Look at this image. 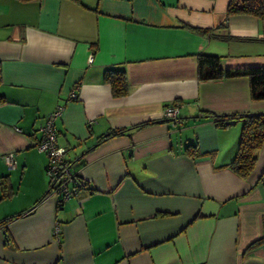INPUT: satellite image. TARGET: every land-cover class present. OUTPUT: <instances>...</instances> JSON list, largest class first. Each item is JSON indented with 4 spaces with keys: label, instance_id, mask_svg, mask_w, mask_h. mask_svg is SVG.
<instances>
[{
    "label": "crops",
    "instance_id": "1",
    "mask_svg": "<svg viewBox=\"0 0 264 264\" xmlns=\"http://www.w3.org/2000/svg\"><path fill=\"white\" fill-rule=\"evenodd\" d=\"M229 3L0 0V264H264V144L242 179L228 168L242 124L211 118L264 114V101L246 78L198 77L204 54L264 67V22L228 17ZM106 71L125 72L126 96ZM60 108L78 191L62 203L37 149Z\"/></svg>",
    "mask_w": 264,
    "mask_h": 264
},
{
    "label": "trees",
    "instance_id": "2",
    "mask_svg": "<svg viewBox=\"0 0 264 264\" xmlns=\"http://www.w3.org/2000/svg\"><path fill=\"white\" fill-rule=\"evenodd\" d=\"M30 1V0H24ZM250 16L264 22V0H230L227 16ZM228 40H231L228 38ZM198 77L201 81L231 80L246 78L250 82V94L253 101H264V67L223 68L222 58L212 55H200L198 59ZM104 81L110 85L113 96L121 98L128 94V82L124 71H106ZM217 127L224 128L228 120L234 119L242 124V134L235 159L228 168L242 179H247L254 171L257 153L264 144V114H241L237 116H211ZM123 133V130L112 131L106 139ZM198 144L186 147L189 156L198 154ZM77 178V177H76ZM79 187L85 184L81 180ZM6 185L3 183L4 193ZM5 196V195H4ZM62 203V202H61ZM59 203V204H61ZM7 222L0 223V229ZM5 230V229H4Z\"/></svg>",
    "mask_w": 264,
    "mask_h": 264
},
{
    "label": "built area",
    "instance_id": "3",
    "mask_svg": "<svg viewBox=\"0 0 264 264\" xmlns=\"http://www.w3.org/2000/svg\"><path fill=\"white\" fill-rule=\"evenodd\" d=\"M92 62V59H90ZM72 99L76 98L73 94ZM62 115V109H58L51 114L45 124L40 128L43 134V139L37 145L40 152L48 156L49 164L47 166V176L50 181V191L53 196L59 201L64 202L75 196L78 191L72 185L74 183V176L70 170V164L66 160L67 150L60 147L57 140L56 120ZM164 116L169 121L180 123L179 107L177 105L168 106L164 110ZM8 166L13 168V155L5 156ZM59 233V227L56 228V234Z\"/></svg>",
    "mask_w": 264,
    "mask_h": 264
},
{
    "label": "water",
    "instance_id": "4",
    "mask_svg": "<svg viewBox=\"0 0 264 264\" xmlns=\"http://www.w3.org/2000/svg\"><path fill=\"white\" fill-rule=\"evenodd\" d=\"M235 124H236V121H233V120L227 122V125H235Z\"/></svg>",
    "mask_w": 264,
    "mask_h": 264
},
{
    "label": "clouds",
    "instance_id": "5",
    "mask_svg": "<svg viewBox=\"0 0 264 264\" xmlns=\"http://www.w3.org/2000/svg\"><path fill=\"white\" fill-rule=\"evenodd\" d=\"M51 192V191H50Z\"/></svg>",
    "mask_w": 264,
    "mask_h": 264
}]
</instances>
